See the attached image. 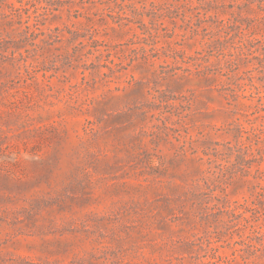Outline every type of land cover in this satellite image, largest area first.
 I'll list each match as a JSON object with an SVG mask.
<instances>
[{
	"label": "rangeland",
	"instance_id": "374dc122",
	"mask_svg": "<svg viewBox=\"0 0 264 264\" xmlns=\"http://www.w3.org/2000/svg\"><path fill=\"white\" fill-rule=\"evenodd\" d=\"M0 264H264V0H0Z\"/></svg>",
	"mask_w": 264,
	"mask_h": 264
}]
</instances>
